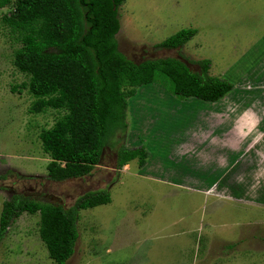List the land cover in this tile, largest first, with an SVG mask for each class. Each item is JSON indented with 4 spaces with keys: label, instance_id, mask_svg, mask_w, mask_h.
<instances>
[{
    "label": "rangeland",
    "instance_id": "374dc122",
    "mask_svg": "<svg viewBox=\"0 0 264 264\" xmlns=\"http://www.w3.org/2000/svg\"><path fill=\"white\" fill-rule=\"evenodd\" d=\"M10 11L0 8V209L14 196L68 208L107 191V203L77 209L64 264H264V0H124L115 39L127 58L174 57L192 71L208 59V74L233 88L213 103L181 99L155 74L127 99L125 131L90 173L62 181L47 177L38 138L62 111H28L27 77L12 64L20 43L1 21ZM181 28L196 32L179 47L156 46ZM129 145L145 148L144 164L117 167L116 150ZM38 219L21 212L9 222L0 264H54Z\"/></svg>",
    "mask_w": 264,
    "mask_h": 264
},
{
    "label": "trees",
    "instance_id": "16d2710c",
    "mask_svg": "<svg viewBox=\"0 0 264 264\" xmlns=\"http://www.w3.org/2000/svg\"><path fill=\"white\" fill-rule=\"evenodd\" d=\"M123 1L0 0V8H11L10 13L1 15V21L12 39L20 43L13 52L12 64L27 77L20 86L33 96L28 111H62L38 133L40 149L49 158L45 168L50 180L90 173L113 134L125 131L127 99L138 87L152 83L155 74L168 78L171 93L181 99L215 102L233 88L226 78L208 74V59L197 60L199 70L192 71L174 57L139 62L127 58L118 50L115 39L117 7ZM195 32V28H181L156 46L179 47ZM146 156L142 146H120L116 166L133 158L142 166ZM108 201L105 190L88 191L68 208L14 196L2 203L0 236L21 212H37L38 236L47 256L54 264H64L76 238L77 209Z\"/></svg>",
    "mask_w": 264,
    "mask_h": 264
},
{
    "label": "crops",
    "instance_id": "0c3cea01",
    "mask_svg": "<svg viewBox=\"0 0 264 264\" xmlns=\"http://www.w3.org/2000/svg\"><path fill=\"white\" fill-rule=\"evenodd\" d=\"M168 96V95H167ZM174 97V96H173ZM160 98H162L161 99V101L164 99L165 100V98H168L169 99V102L168 103H171V104H174L175 102H179V101H177V100H175V101H173V103H172V97H170V96H168V97H163V96H159L158 95V100L160 99ZM175 98V97H174ZM187 99H189V98H187ZM166 102H167V100H166ZM208 103H213V102H208ZM199 106V105H198ZM200 107H202L201 105H200ZM134 121H136V120H134ZM137 122V121H136ZM141 126V125H140ZM139 126V127H140ZM217 127H219L218 125H217ZM133 130V129H132ZM129 146H131V145H129ZM139 146V145H138ZM138 146H135V145H133V146H131V147H138Z\"/></svg>",
    "mask_w": 264,
    "mask_h": 264
}]
</instances>
